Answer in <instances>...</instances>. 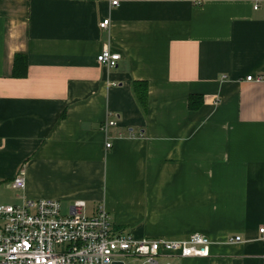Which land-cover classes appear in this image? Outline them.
Wrapping results in <instances>:
<instances>
[{"label":"crops","instance_id":"1","mask_svg":"<svg viewBox=\"0 0 264 264\" xmlns=\"http://www.w3.org/2000/svg\"><path fill=\"white\" fill-rule=\"evenodd\" d=\"M112 1L0 0V182L23 171L13 204L85 200L135 238L212 240L161 264H264V0Z\"/></svg>","mask_w":264,"mask_h":264},{"label":"built area","instance_id":"2","mask_svg":"<svg viewBox=\"0 0 264 264\" xmlns=\"http://www.w3.org/2000/svg\"><path fill=\"white\" fill-rule=\"evenodd\" d=\"M112 4L117 5L118 0ZM109 24L107 18L100 27L104 29ZM120 59L121 54L108 46L97 56L100 64L110 68L116 67ZM106 146L110 148L112 143ZM7 186L23 191L24 172ZM260 231L264 232V228ZM240 240V236L230 238L231 242ZM211 244L212 240L199 232L183 239L135 238L114 227L104 206L88 213L85 200H75L68 207L56 198L24 197L18 204L0 201V264H114L125 262L124 257L143 258L142 264H161L160 257L172 254L208 256Z\"/></svg>","mask_w":264,"mask_h":264},{"label":"trees","instance_id":"3","mask_svg":"<svg viewBox=\"0 0 264 264\" xmlns=\"http://www.w3.org/2000/svg\"><path fill=\"white\" fill-rule=\"evenodd\" d=\"M21 58L20 55H17L16 57V64L18 63V60ZM16 68V65H15ZM15 73H16V69H15ZM133 90L135 93V96L139 102V104L141 105V107L143 108V110H147V105H148V85L146 82H142V81H135L133 83ZM203 97L201 95H191L190 96V101H189V105L191 109H198L199 107H201V105L203 104Z\"/></svg>","mask_w":264,"mask_h":264},{"label":"rangeland","instance_id":"4","mask_svg":"<svg viewBox=\"0 0 264 264\" xmlns=\"http://www.w3.org/2000/svg\"><path fill=\"white\" fill-rule=\"evenodd\" d=\"M22 190L15 189L12 187H8L6 182H0V201L4 202H17V197L22 194ZM66 212V209H64ZM123 260L127 264H142L143 258H136V257H124Z\"/></svg>","mask_w":264,"mask_h":264},{"label":"water","instance_id":"5","mask_svg":"<svg viewBox=\"0 0 264 264\" xmlns=\"http://www.w3.org/2000/svg\"><path fill=\"white\" fill-rule=\"evenodd\" d=\"M114 264H125V262H123V261H117Z\"/></svg>","mask_w":264,"mask_h":264}]
</instances>
